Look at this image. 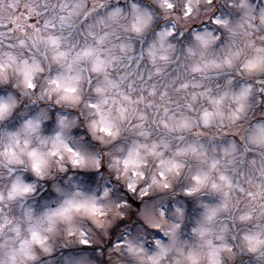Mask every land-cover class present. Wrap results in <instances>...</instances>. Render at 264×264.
<instances>
[{
  "label": "clouds",
  "instance_id": "clouds-1",
  "mask_svg": "<svg viewBox=\"0 0 264 264\" xmlns=\"http://www.w3.org/2000/svg\"><path fill=\"white\" fill-rule=\"evenodd\" d=\"M0 264H264V0H0Z\"/></svg>",
  "mask_w": 264,
  "mask_h": 264
}]
</instances>
